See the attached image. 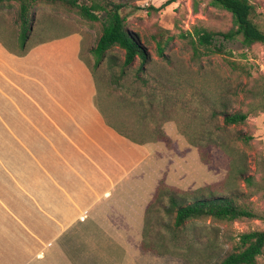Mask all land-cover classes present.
Listing matches in <instances>:
<instances>
[{
	"label": "rangeland",
	"instance_id": "rangeland-1",
	"mask_svg": "<svg viewBox=\"0 0 264 264\" xmlns=\"http://www.w3.org/2000/svg\"><path fill=\"white\" fill-rule=\"evenodd\" d=\"M166 1L134 0L133 7L122 11L127 28L139 37L151 54V62L140 73L146 85L137 78L138 60L120 76L124 51L117 47L96 63L93 49L101 37L103 21H88L61 4L39 3L33 7L29 16L32 32L25 48L65 33L79 32L84 38L82 54L96 75L98 102L108 121L119 131L147 142H156L157 131L164 132L166 140L161 142L166 144L165 154L175 163L179 162L174 173L184 188L164 183L155 208L147 216L150 227L145 242L152 246L142 248V254L133 264H215L236 251L241 234L264 229V192L260 190L264 185V107L256 106L262 103L261 98L247 95L255 89L257 81L264 79V46L254 44L247 48L240 39L217 38L215 44L226 52L225 55L211 54L194 59L188 36L193 27L201 25L210 31L226 32L233 26L231 15L212 7L210 0H179L162 8ZM250 1L256 9L254 19L264 31V0ZM148 7L156 11L148 13ZM19 11L17 2L0 4V35L17 52L22 51L18 43ZM167 39L165 55L168 61L157 53V40L165 42ZM111 56L115 57L114 62L110 61ZM228 61H236L240 68L234 69ZM139 99L142 102L137 106L135 103ZM223 100V110L230 114L250 113V118L242 125L228 127L221 116L213 120L212 108ZM150 101H154V110L149 107ZM185 129H189L195 143L191 144L183 135ZM1 150L2 156H12L8 151L12 149ZM1 168L0 264H110L106 260L84 259L86 254H81L77 245H66V256L72 257L71 260L59 255L48 261L24 259L28 253L16 250L21 245L14 243L16 237L13 236V224L20 219L13 216L12 197L7 193L12 183V164L5 163ZM242 173L243 177H252L253 184L246 183ZM164 187L187 194L189 202L197 197H232L239 205L259 213L261 218L232 223L198 221L193 229L190 224L186 234L173 243L174 235L167 226L173 224L174 217L165 211L169 192L165 194ZM164 240L173 243H168V254H164ZM192 243L197 249H207L213 243L214 250H204L201 258L192 257ZM213 251L216 262L206 259ZM257 264H264V252Z\"/></svg>",
	"mask_w": 264,
	"mask_h": 264
},
{
	"label": "crops",
	"instance_id": "crops-1",
	"mask_svg": "<svg viewBox=\"0 0 264 264\" xmlns=\"http://www.w3.org/2000/svg\"><path fill=\"white\" fill-rule=\"evenodd\" d=\"M83 40L69 32L19 56L0 35V181L12 164L7 193L24 259L71 260L66 245H77L84 259L133 264L159 187L184 188L179 162L161 141L136 143L108 121Z\"/></svg>",
	"mask_w": 264,
	"mask_h": 264
},
{
	"label": "trees",
	"instance_id": "trees-1",
	"mask_svg": "<svg viewBox=\"0 0 264 264\" xmlns=\"http://www.w3.org/2000/svg\"><path fill=\"white\" fill-rule=\"evenodd\" d=\"M134 0H0V4L17 2L20 5L19 18H20V35L18 37V43L21 46L22 51L17 52L16 50L10 48L8 44L6 46L8 49L18 54L19 56H25L30 49L25 48V44L30 38V33L32 32V27L30 26L29 16L32 12L33 7L39 3H51V4H61L70 10L77 11V13L84 19L92 22L103 21L102 34L96 47L93 49V53L96 55V63L105 58L108 51L113 48H119L124 51V62L121 67L120 76L126 74L127 69L133 67L135 62L138 60V81L146 85L147 81L143 80L140 73L146 70V65L151 62L150 52L142 45L139 37L126 26L125 18L122 16V11L126 8L133 7ZM179 0H167L162 8L176 4ZM212 7L228 12L231 15L233 26L229 31H210L201 25H196L193 27L192 32H189L188 36L191 39L193 56L192 58H201L203 56H210L211 54L225 55L226 52L223 51L221 47L216 46L215 40L217 38H223L225 41H235L240 39L242 44L249 48L254 44H262L264 46V31L256 23L254 16L256 13L255 6L250 0H210ZM136 8V7H134ZM137 10H145L141 8H136ZM148 13L156 11L153 7H148ZM196 10V9H195ZM168 40L163 42L162 40H157V53L163 59L169 60V57L165 55L166 46ZM110 61L114 62L115 57L111 56ZM88 65L90 63L86 60ZM234 69H239L240 66L236 61H228ZM116 64V63H115ZM117 66V64H116ZM242 66V70H243ZM119 78V77H118ZM118 78L116 80H118ZM264 79L261 82L257 81V86L254 90L248 91L247 95L250 98L258 97L261 98L262 103H258L256 106L264 107V97L263 88ZM137 99L140 98L139 94H136ZM141 100L135 103L137 106L141 104ZM149 107L154 110V101H150ZM225 107L224 100L220 101L218 106L212 108L211 118L213 120L217 119L219 116L223 117L225 127L236 126L244 124L249 118L250 113H234L230 114ZM156 108V107H155ZM222 109V110H221ZM218 129V128H216ZM189 129H185L183 135L187 137L189 142L195 143L190 137ZM122 135L128 137L136 143L144 144L147 141L138 140L130 136L129 134L119 131ZM159 136L156 137L155 141H165L166 136L163 131H157ZM211 136V135H210ZM210 140V139H209ZM213 140V139H212ZM226 150H229L226 145H224ZM244 173H242V177ZM243 180L248 184H253L252 177H243ZM164 184H162L154 201L148 207L146 213V222L144 227V240L142 243V248H150L152 244L145 242V236L149 232L150 224L147 221V216L158 201L161 190ZM165 190V191H164ZM163 192L167 194L169 192V205L165 208V211L173 216L174 222L172 225L167 226V228L172 231L173 239L172 242L178 239V237H183L189 225L192 224V229L195 227L198 221L212 220L216 222H235L243 219H258L261 218L259 213L255 212L253 209L239 205L237 201L228 196H212L208 198L197 197L193 201L189 202L186 198L187 194L178 193L175 191H168L164 187ZM260 190L264 192V185L260 186ZM157 207V206H156ZM194 225V226H193ZM172 243L171 241H169ZM168 241L163 242L164 254L170 253L168 251L170 244ZM172 243V244H173ZM208 249L214 250V244L211 243L206 248L197 249L192 243V257H203L204 250ZM264 252V229L261 231H252L248 233H243L239 236V242L236 251L228 254L223 259H218L216 262V253L213 251V255H209L206 259L210 262H216L215 264H257L258 258Z\"/></svg>",
	"mask_w": 264,
	"mask_h": 264
}]
</instances>
